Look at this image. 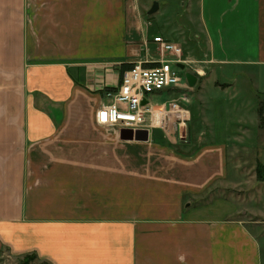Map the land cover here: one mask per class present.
I'll return each mask as SVG.
<instances>
[{
  "label": "crops",
  "instance_id": "crops-1",
  "mask_svg": "<svg viewBox=\"0 0 264 264\" xmlns=\"http://www.w3.org/2000/svg\"><path fill=\"white\" fill-rule=\"evenodd\" d=\"M177 56L185 74L168 100L146 98L159 112L147 141L97 124L122 65ZM260 105L264 0H0V255L262 264L234 205L205 201L233 184L230 156L264 140Z\"/></svg>",
  "mask_w": 264,
  "mask_h": 264
},
{
  "label": "built area",
  "instance_id": "built-area-1",
  "mask_svg": "<svg viewBox=\"0 0 264 264\" xmlns=\"http://www.w3.org/2000/svg\"><path fill=\"white\" fill-rule=\"evenodd\" d=\"M153 42L160 44L161 49L174 52L179 56L180 50L160 37L154 38ZM178 56L176 59L160 60L153 67H145L137 63L125 71L116 92L107 94L111 103L97 110V124L119 131L131 130L132 132L152 126L154 119L157 118L155 114L159 112L150 108L148 103L142 105V102L146 101L148 95L179 85L182 78L173 69V66L179 69L177 65L181 61ZM185 102L186 97L184 96L178 101L170 102L168 103L169 110H177Z\"/></svg>",
  "mask_w": 264,
  "mask_h": 264
},
{
  "label": "rangeland",
  "instance_id": "rangeland-1",
  "mask_svg": "<svg viewBox=\"0 0 264 264\" xmlns=\"http://www.w3.org/2000/svg\"><path fill=\"white\" fill-rule=\"evenodd\" d=\"M173 69L176 70L181 77H184V70L177 69L175 66H173ZM165 90L166 89L148 98L151 107H156L168 100V95ZM243 100L246 101L248 98H246V100L240 99V101ZM253 106L250 108L249 105H246L245 108L239 109L240 111L238 110L239 112L237 111V113L245 112L247 116V114L252 112ZM263 141L264 140L260 142L259 147L249 149V152L237 153L230 156L232 165H239L238 168L233 169V171H237L236 176L232 178V181H234L233 184L223 186L217 185L210 195L207 196V199H205V201L215 198L227 199L230 204L234 205V208L238 211V213H235L234 218L245 222L250 232L258 241L262 264H264V183L256 180L255 169L258 163L257 160L264 164ZM240 164L242 165L240 166ZM22 258L9 257L7 253H5L0 255V264H20ZM31 264L42 263L37 259Z\"/></svg>",
  "mask_w": 264,
  "mask_h": 264
},
{
  "label": "water",
  "instance_id": "water-1",
  "mask_svg": "<svg viewBox=\"0 0 264 264\" xmlns=\"http://www.w3.org/2000/svg\"><path fill=\"white\" fill-rule=\"evenodd\" d=\"M158 10V4L154 2L151 6V8L148 10V15H153ZM177 67L181 70L184 69L183 65H177ZM186 79L189 82V84H192V81H194V77L191 74H186ZM146 101L142 102V105H145ZM120 138L124 141H147L148 139V132L146 130H137L135 132H132L131 130H121L120 131Z\"/></svg>",
  "mask_w": 264,
  "mask_h": 264
},
{
  "label": "trees",
  "instance_id": "trees-1",
  "mask_svg": "<svg viewBox=\"0 0 264 264\" xmlns=\"http://www.w3.org/2000/svg\"><path fill=\"white\" fill-rule=\"evenodd\" d=\"M133 65H122L121 66V75L132 68ZM259 113V118L260 121L263 122V114H264V109H263V105H260V108L258 110ZM255 176H256V180L258 182L264 183V165L258 163L255 169ZM37 257L34 254H30L27 256H24L21 260H20V264H31L32 262L36 261Z\"/></svg>",
  "mask_w": 264,
  "mask_h": 264
},
{
  "label": "bare ground",
  "instance_id": "bare-ground-1",
  "mask_svg": "<svg viewBox=\"0 0 264 264\" xmlns=\"http://www.w3.org/2000/svg\"><path fill=\"white\" fill-rule=\"evenodd\" d=\"M158 116V114H155V118ZM157 119V118H156ZM156 119H155V121H156Z\"/></svg>",
  "mask_w": 264,
  "mask_h": 264
}]
</instances>
